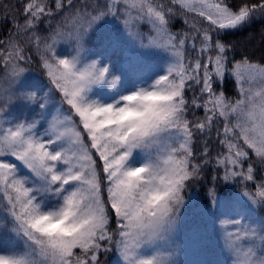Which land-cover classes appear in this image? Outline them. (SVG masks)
<instances>
[{
  "label": "snow or ice",
  "instance_id": "snow-or-ice-1",
  "mask_svg": "<svg viewBox=\"0 0 264 264\" xmlns=\"http://www.w3.org/2000/svg\"><path fill=\"white\" fill-rule=\"evenodd\" d=\"M0 9L11 25L0 35V264H103L108 253L115 264H180L185 212L197 208L185 191L205 180L197 215L226 259L196 264H264V60L230 57L221 38L264 21V0ZM175 17L187 30H172ZM114 53L119 66L105 59ZM150 53L163 58L155 74L142 62ZM213 132L221 151L209 168Z\"/></svg>",
  "mask_w": 264,
  "mask_h": 264
},
{
  "label": "trees",
  "instance_id": "trees-1",
  "mask_svg": "<svg viewBox=\"0 0 264 264\" xmlns=\"http://www.w3.org/2000/svg\"><path fill=\"white\" fill-rule=\"evenodd\" d=\"M5 4L11 5L13 8L18 6L19 0H3ZM84 0H76L77 5H82ZM91 2V0H89ZM3 10L0 9V16H2ZM55 23V21H53ZM11 25H5L0 24V35H6L7 29L10 28ZM172 30L173 31H180L183 32L186 29V26L183 23V19L180 17H175L172 20ZM264 31V21L257 20L254 24H251L250 26L240 29L238 31L229 32L227 34H222L221 38L225 40L228 43H231L235 45V49L232 53H230L231 56H235L236 59H239L241 55H247L254 61H262L264 60V40L261 39V32ZM32 74L34 76H39V69L36 66V64L32 65L31 68ZM224 88L227 96L234 98L236 96V88L234 86L233 79L231 77L228 78L227 82L222 85ZM192 93L189 92L188 96L191 97ZM203 116V110L195 111L194 115L193 112H189L188 118L190 120L195 119L196 117H202ZM197 151L202 150V138L197 136L196 137V144L194 146ZM211 151H212V157H213V164L209 165V168H214V158L216 154L221 151L220 146L218 142L215 139V133L213 132L212 142H211ZM208 169H206V172ZM264 173L258 172L257 176L259 177ZM258 182V181H257ZM208 187H211L207 181H201L199 183H191L189 187L185 191V197H191L194 196L199 203H202L204 205L205 200L208 199L207 196V189ZM232 191H243V188L239 185H230ZM251 183L248 184L249 190H251ZM225 185L223 182H221L217 187L218 194L227 195V193L224 191ZM211 206V205H209ZM261 215H264V213H260ZM116 257L113 256L111 253L105 254L102 257L103 264H110Z\"/></svg>",
  "mask_w": 264,
  "mask_h": 264
},
{
  "label": "rangeland",
  "instance_id": "rangeland-1",
  "mask_svg": "<svg viewBox=\"0 0 264 264\" xmlns=\"http://www.w3.org/2000/svg\"><path fill=\"white\" fill-rule=\"evenodd\" d=\"M108 27H114V24L109 22ZM146 27L148 29L147 25ZM104 30L105 29L103 28V31ZM155 57H158L159 59H161V62H162L163 58L155 53L146 54L142 58V62L147 67L146 74L147 72H150V71L153 74H155L158 71L156 66L160 64L161 62H157L156 64L155 62L152 63ZM121 58H122L121 53L120 55L111 54V55L105 56V59H110L114 66H119ZM131 79H132L131 76L126 77L125 79L126 87L132 86ZM191 198L196 202L197 208L196 209L189 208L185 212V221H184L183 231L181 233V237L184 243L181 244V249L177 255L178 261L180 262V264H196L197 261H201V260L226 259V256L221 257L216 254L218 251V246L216 244V238L214 235H211V233H210V236L204 233V226L197 215L199 208H200V204L198 203L197 199L194 196H191ZM196 229H199L201 233H204L206 239L203 241H197L196 243H192L191 240L193 237V232ZM207 237H210V239H208ZM185 244H187V248H185L184 246ZM205 244H210L211 247L213 248V252L209 253L207 250H205L204 248ZM115 262L116 260L112 264H115Z\"/></svg>",
  "mask_w": 264,
  "mask_h": 264
}]
</instances>
